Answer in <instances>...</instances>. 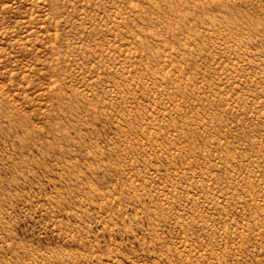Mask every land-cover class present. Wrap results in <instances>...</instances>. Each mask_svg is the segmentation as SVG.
Here are the masks:
<instances>
[{"label":"rangeland","instance_id":"rangeland-1","mask_svg":"<svg viewBox=\"0 0 264 264\" xmlns=\"http://www.w3.org/2000/svg\"><path fill=\"white\" fill-rule=\"evenodd\" d=\"M0 264H264V0H0Z\"/></svg>","mask_w":264,"mask_h":264}]
</instances>
